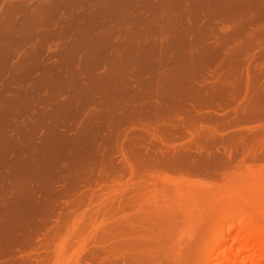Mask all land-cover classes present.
<instances>
[{
  "label": "rangeland",
  "instance_id": "rangeland-1",
  "mask_svg": "<svg viewBox=\"0 0 264 264\" xmlns=\"http://www.w3.org/2000/svg\"><path fill=\"white\" fill-rule=\"evenodd\" d=\"M16 1H19V0H16ZM238 1L237 0H193V1L192 0H158V1L154 2L153 0H85L86 3L84 2V8L86 10L90 9V13H91V15H89L90 13H87V11H85L87 13L86 17H88V19H86V20H89L86 23V25L87 26L91 25L94 28L97 27L96 28L97 31L95 29V32L93 35H91L89 33L88 37L86 39H79L75 35V32H71V31H74V26H73L74 24L72 23L71 20H68L67 22H62V20H63L62 18H61L62 19L61 21L57 20V24H64V27H60L61 25H59L61 30H60V28H58V30L56 29L58 32L50 29L52 26H54L56 24L55 21L53 23V20H56V18L54 17V13H55L54 8L58 7L57 4L55 5V1H52V2H54L52 5H55V6L52 7L50 5V7H46V9L49 8L50 10L49 9H48L49 11L47 10L48 11V13L46 12L47 14L45 12H44V14H42V16L44 15L45 17L43 16L44 18L43 17L41 18L42 21L40 20L39 24L36 23L37 27H38L37 28L38 31L34 33V36L32 35V37H29L28 38L29 40L28 39L27 40L20 39V38H18V35L21 33L22 28L32 27V26L34 27V25H35L34 23L39 19V17H38L39 14L35 15V17H38L37 20H35L36 19L35 18V19H32V21H28V22L26 21V23L24 25H22L23 24V23H21L22 20H24L25 18L26 19L30 18L28 16L30 14H32L33 8H31V7L33 6V4L35 6V7L33 6L34 8H36V5H38V4L35 3V0H32L33 4H31L30 10L27 9L29 7H26V9H21V7L19 6L20 9H17V11H15L16 13H15L14 17L17 18L19 14H22V13H24V14L21 15V17H18L19 20L17 19L18 20L17 23H1L0 24L1 29H8L9 26L13 27V31L11 32V34H9L8 36L0 37V41H2V42L5 41L6 43L8 41H12L11 43H13L12 45H14L12 47L15 48V50L13 49L15 51L13 56L11 55V57H10L11 59H9L10 61L7 60L10 63V64H8L9 66L7 67V65H5L7 70L3 68L4 74H1V72H0V108L2 107L1 108L2 111L4 110V112H6L5 109H3V105L7 103V101H6L7 97L5 95L9 94L8 95L9 101H12V98H13V97H11L12 95L14 97H17L20 101L18 99H16V100L13 99L14 104L17 103V102L15 103V101H18V102H20L21 105H23V107L24 106L25 107L23 109V107L20 106L19 104H18L19 105L18 107L17 106L15 107L12 102L7 103V104L12 103L10 105L11 107L8 108V109L11 108L12 110L11 109H10V111H8L7 109L6 110L9 113H12L14 110V113L12 115H10L9 118L11 117L10 119H12V116H14L13 117L14 120L13 119L12 120H13V122L15 121V123L18 120H20V121L22 120L21 123L24 121L27 122V123L24 122L25 124L22 123L24 125L23 126L22 124L20 125V122L18 121V124L15 125L16 127L18 125L20 126V128L25 127V125L26 124L28 125V122H29V123H31L30 126L32 125L31 127H33V124H34L36 126L35 128H38V130H40V129L41 130L39 132L38 130L36 131L35 128H34V130L32 128H28L30 126L26 125L25 128H27L29 130V131L24 130V132H26V135H28L27 138L29 136L32 138L36 134V137L32 138L33 143H32V145L30 144L31 147L29 145V148H27V146H28L27 144L31 142L30 141L31 138L30 139L28 138L29 141L26 144V140L24 139L25 141H23V136L24 137L26 136L25 133L22 132L23 130L21 131L19 127H17V129H19L18 131H17L16 127L13 128L12 127L13 122H11L12 120L10 121L9 119L6 118V117H8V114L6 113L7 115L5 114L3 116L4 113L0 109V113L2 112L1 113L2 116L0 115V174L1 173L5 174V175L4 174L0 175V178L2 179L0 181V195L4 194L5 192L8 193V195L4 194V196L6 195V197H4L3 195H2L3 197L0 196V200L2 202L4 201L3 202L4 205H6V202L9 203L12 200L11 199L13 197L12 194L13 195L17 194V192L13 191V189H12V191L15 192V194L12 193V191H11V193H9L11 188H7L8 183H10L9 185L11 187L13 185L12 181L13 180L15 181V178L10 177V176H14V175L9 173L10 171H11V173L12 172L14 173V171L9 170V169L13 168L12 166H14L13 169L17 168V171L21 170V172L24 174L23 168H26V166L24 167L23 164L28 165L30 163L31 164L30 167H32V165H33L35 171H36V168L40 166L39 163H38L39 166L36 165V162H38V161L40 162V159H39L41 157L40 151L42 150L43 147L39 146V145H40L41 140H44V138H45V136H44L45 133L43 134V132L46 131V136L51 131H52L51 135H53L55 133L54 134L55 136L61 135L60 133L68 134L70 132V131L68 132L69 129L68 130L63 129L65 122L63 123L62 121L64 120L67 122V125L69 123V125L67 127L72 129V131L70 133L72 135H77L76 133L80 132V131H78L80 126L84 127L83 130H85L86 126H83V123L86 124V122H87L86 125L88 127V122H97L100 125L101 121H103L104 122L102 124V126H103L105 123H107L106 121L110 118L111 115H112V117L115 116L114 119H118V118L120 119V117H122L121 119H124L126 117H129L127 114H123L125 110H127V111L129 110L127 108L128 107L127 104H129V101H130V99H128V97L132 96V94H133L134 97L133 96L131 97L132 101L133 102L136 101V102L132 103V101H131L130 103H132V106H134L133 104L138 103V104H136L137 107L140 104V102L143 103L144 98H145V100H148V98L151 97V96H149V97L146 96V97H148L147 99H146V97H144L143 99L141 97L137 98V96H136L137 92L132 93V92L127 91V89H128V88H126L127 86L128 87L130 86L131 91H136V90L131 89V87L132 86H133V88L136 87L135 84L139 80V77L141 76L140 78H142L145 75L144 74L145 72H143V74H140L139 71H141V72L142 71H146V72L151 71V73H153V74H151V75L149 74L147 76L148 73H146V75H145L146 77L144 76L145 77L144 79L149 77L152 80V78L154 77L155 74L156 75L159 74L158 72L164 71L166 74L167 72L168 73L170 71L172 72L174 70V68H176V69L181 68L185 71L187 70V68L190 69L189 64H188V66H186V64L184 62V60L187 61V58H186L185 53H183V50L192 41H197V42L199 41L198 43H201V42H204V40L206 38L208 39L209 37H210L209 39H211V40H216V39L217 40L218 39L224 40L225 38H226L225 40L230 39L229 37L232 35V33H230V36L228 35L229 33H226V34L221 33V35L218 34L216 36L212 33V35L214 37H212V35L210 33H211L212 29L214 28L213 26L215 24L220 23V22H218L220 20V18L223 19V20L221 19L220 24H223L225 22H230L232 20L231 14L233 12L230 14L231 10L232 11L236 10V9L240 10V9H244V8L248 7L249 5L250 6L252 5L248 0H238ZM263 1L264 0L260 1L262 4H260L261 7L259 5V8L264 7V6L262 7V5H264ZM14 2L15 1H13V0H0V19L3 15V13L6 10H8L7 9L8 4L10 6V4L14 3ZM37 2H39V0H37ZM74 4L75 3L73 2L72 5H74ZM72 5H69L70 7L67 6L68 9H66V8H64V9L69 11V9L73 8V7L74 8L77 7L76 9L83 8V6H78V5L76 6V4L74 6H72ZM248 8H250V7H248ZM64 9H62L61 11H65ZM34 10H36V14L38 12H41L38 8L34 9ZM93 12H95L97 15L99 14L98 20H94V15H96V14L94 13V15H93ZM52 13H53V16L51 15ZM92 15H93V17H92L93 19L90 18ZM49 16H52L55 19L51 18ZM220 16H222V17H220ZM49 19L52 21L51 24L46 23L47 20L50 21ZM90 20H91V22H90ZM92 21H94V22L97 21V22H95V24L94 23L91 24ZM48 23H50V22H48ZM98 25H100L99 28H98ZM187 25H189V26L191 25L193 27V29H196L198 31V34L193 35L190 33V31L187 32V34H186ZM64 28H65V30H63ZM203 28L205 29V31H203ZM209 30H211L210 33L208 32ZM64 31H66L67 33L62 35L64 33ZM47 32H48V34H50L49 36H47ZM60 32H62V34ZM206 32H208V34H206ZM219 35L221 36V39L219 38ZM201 40H203V41H201ZM261 41L264 43V36L261 38ZM18 42L19 43L21 42L22 44H19V46H18ZM25 42H26V44H25ZM75 42L76 43L77 42H80V43L83 42L86 52L81 54V56L79 55V57H77L78 60H75L74 56L76 54L74 55V53L72 52L74 56H72L71 54L69 56H70L73 63L72 62L67 63V65L65 64V66H63L64 64H62V62L64 61L65 58H67L63 54V51H65L66 49L64 50L63 48L65 47V48L69 49L68 47H71V44H73V43L75 44ZM30 43L32 45L34 44L33 45L34 47L32 46L33 48H36L35 44H37V47L38 46L40 47V51H42V52H40L38 50L39 53H41L40 54L41 57H39V55H38V58H40V60L43 59V61H44V62L41 61L40 67L38 66L37 68H35V69H37V70H35L36 72L32 71V70H31L32 72L30 71L32 73V74L30 73L32 76L25 74L28 71V69L26 68L27 63H25L27 61L26 58H28L27 54H29L30 50L33 49L31 47ZM39 43H41V44H39ZM23 44H25V45H23ZM15 45H17L18 47ZM79 45H81V44H79ZM75 47L81 48L82 45H81V47H79L78 44H75L74 48ZM58 51L60 52V54H58L59 53ZM19 52H20V54H19ZM25 56H26V58H25ZM76 56H78V55H76ZM5 64H7L6 61H5ZM60 64H62V65H60ZM71 64H73V65H71ZM69 65H71L72 67ZM61 66H63L64 68ZM15 67H17V71L14 70ZM53 67H55V68H53ZM20 68H23V69H20ZM60 68L61 69L63 68V69L61 70ZM19 69H20V71H19ZM5 70H6V72H5ZM59 70H60V72H59ZM18 71H19V73L17 74ZM22 71H24V72H22ZM135 71L139 74H137ZM84 72L86 75L84 74ZM128 72H129V75L132 74L133 77L129 76V75L127 76ZM174 72L176 73L178 71H174ZM46 73L51 74V75L53 74L52 76H54L56 78H53L54 79L53 83L51 80V83L49 84V82H50L49 81L47 85L44 84V82H47L48 80L47 81L45 80L44 82L42 81V84H43L42 85L41 84L42 76L44 77V79L48 78L45 75ZM122 73H124V74L126 73V74L124 76H122ZM135 73L137 75H139V77ZM168 73H167V75H168ZM28 74H29V71H28ZM165 74L160 73L159 76H161V75L164 76ZM24 75H26V76L24 77ZM51 75H48L49 76L48 79L51 78ZM125 76H126V81H125V79L122 80L120 78V77L125 78ZM263 76H264V73L261 76V78H263ZM131 77H132V81H131ZM203 77L202 76L200 77L201 81L203 79L205 81L206 77H204V78ZM57 78H61V79L65 78V80L68 78V80H67L68 83L64 82V84L65 83L68 84V88L62 89L61 87H58L55 83L56 82L55 80ZM69 78H71L72 81H70ZM149 78H148V80H146L149 83L146 81L143 82L144 79L142 78V80H143L142 84L143 83L144 84L146 83L147 85L150 84L151 81L149 80ZM261 78L259 81L261 83H263L264 81H262V80H264V78L262 80H261ZM135 79L137 80L135 82V84L134 85L131 84L132 82L135 81ZM62 82L60 80V83H62ZM125 82H127L128 84ZM260 82L258 83V85L260 87H259V89L257 88L258 93L264 94V87H263L264 83L260 84ZM54 83L57 87L54 85ZM139 83L141 84V79H140ZM152 83H153V81H152ZM66 84H65V86H66ZM122 84H124L125 86ZM126 84H127V86H126ZM44 86L46 88L43 89ZM59 86H61V85H59ZM62 87H63V85H62ZM123 87L126 88L125 92L127 91L128 93L127 92L126 93L129 95H127L124 92ZM57 88H58V90H57ZM120 88L123 90H121ZM117 89H120V90H118L119 93H120V91H123L125 94L123 95V92H121L122 94H119L117 92ZM5 92L7 94H4ZM52 93H54V94H52ZM29 94H30V96H29ZM252 95L248 94V96H251V98H252ZM126 96H127V99H126ZM3 97H6V98L4 99ZM44 97H46L47 99ZM151 98H153V96ZM127 100H128V103L125 102L126 105L121 103V102L124 103V101H127ZM149 100H151V99L149 98ZM21 101H22V103H21ZM23 102H24V104H23ZM98 102H102V106H103V104L106 106V107L101 106L105 110L104 111L102 109L104 114H105V112L108 113V111H110L112 114H110V116L107 114V117H104L105 115L102 116L101 114H103V113L99 110V108L101 109V107H100L101 104ZM84 103H86V104L91 103L90 107L93 106L94 103L99 104V105H97V107H99L98 109H96L97 108L96 104L93 106L96 109V110L94 109L93 113L95 115L100 116V118H101L100 121L98 120V116L96 119L95 115H92L93 113L92 114L90 113V112H92L91 110H93V107H91V110H90V107L89 108L87 107L88 105L85 106V107H87L85 109H87L86 111H88V113L85 111V109H82V110L79 109L81 106H82V108H84V106H83ZM110 103H112V106H111L112 108H110V105H108ZM120 103L123 106L124 105L127 106L126 107L127 109H123L125 106L124 107L121 106ZM115 104H116V106H115ZM242 104L243 103H240L241 107H244ZM29 105H31V106H29ZM64 105H67V106L69 105V107H71V109L73 107H77V108H75V110H72V111H74V113L76 111L77 114H80L77 111V109H79L81 112L84 111V115H83V113H81L83 115V117L82 118L80 117L79 123H77L78 122L77 120L79 117L77 115H76V117H74V115H75L74 113H72V114H74L73 116L71 113H69V111H71V110L68 111V115L66 113L64 114V112H66L68 109V107L66 108V106H65V109L63 111L62 108L64 107ZM117 105H119V106H117ZM136 105L134 106L135 108H136ZM143 105L145 106V104H143ZM240 105H239L238 110L240 109ZM26 106L27 107L29 106L30 109H29V107L26 109ZM113 106H115L116 109L115 108L113 109ZM4 107L6 108V107H8V105L4 106ZM117 107H119V108L122 107V108L118 109ZM28 109H29V111H28ZM132 109H134V108L132 107ZM242 109L243 108H241V111H238V112H242V111L244 112V109L243 110ZM98 110L101 112V114ZM106 110H108V111H106ZM122 110H124V111H122ZM51 111H53V113ZM115 111H118V113ZM127 111H125V112H127ZM228 111L233 115V117L236 114L235 111H233V113H232L231 109L224 110V111H222L221 115L217 116V120L215 122H213L214 124H212V125L214 126L216 123L218 125H220L221 124L220 122H222L223 127H222V124H221V127L218 126L217 124L216 125L219 127V129H220L219 131L222 132V134H223V132L225 134H227V136H225L223 134V136L227 137V139H229L230 136L233 134H237V135L241 136V139H240L241 141H239L240 144L239 143H236V144L237 145L242 144L244 146L243 147L241 146V148H240L237 145H234L235 149H233L234 148L233 147L232 148L233 150H231V153H234V154L232 155V157L230 159L227 158V153L223 152V153H225V155L222 153L221 155H223V157L222 156L220 157L223 160L218 161L217 164L215 162L213 164V166L210 165L209 167L205 166V167H201V169L198 168V169H193V170H190L192 168H190V169H188V168L184 169L183 168L182 169L181 167L180 168L177 167L178 170L180 169L179 171H177L176 166H175V169H173V167H171L172 169L169 168L170 170L168 168H167V170L162 169V167L161 168L158 167L159 170H157L158 169L157 167H156L157 168L156 170H155V168H151V169L149 168L146 170L139 171V173L134 175V178H132L133 175H131L129 173V170L126 169L127 172L126 173L124 172L123 179H121L122 176H118V178L115 179L116 183L114 180H109V182L108 181L102 182V184L100 186L101 187L103 186V189L101 187L95 188L96 193L93 195V198H95L93 204L88 207L87 204L89 203V201L87 200V202H85V204L81 208H79L80 210L78 209L74 213V215H73V213H71L72 219H71L70 227L63 229L64 230L63 232L64 233L66 232L67 234L65 233V235H64V233H61L59 236H62V237L61 238L59 237V239L57 238L58 240L55 239V242L53 241L51 243L49 249H50V253L53 255L52 256L53 257V264L55 262H56L55 264H74L75 260L77 259L78 256L80 258L83 257L82 258V260H83L85 258L84 255L87 254L88 251H91L92 248H93V250H97V248H100L102 246L101 245L102 243L98 239H97V241L93 240L92 236L95 232H98V231L100 232V231L104 230L105 228L106 229L109 228L106 231L114 230L116 227H119V228H116L117 230H121L120 227L125 229V230L129 229L128 231H130V230L134 231L135 230V232H133V233H135V235L133 234L134 238H132V241L133 240L134 241H133L132 245H131V243L130 244L126 243L127 246L131 249L126 247V244H125V246L123 245L125 242H123V243L121 242V244L117 242L120 246H118L117 243H112V242L107 243L106 245H108L109 247L111 245L112 246L115 245L120 250H119V252L116 250L113 251V252H115V254H113V253L112 254L115 256L108 255L107 252H106L107 254L103 253L97 259V261H96L97 264H101V261H103V259H105L104 264H208L207 262H209V260H211V259H209V257H211L210 252L213 253L214 248L216 249L218 246H221V245L226 246V245H229L231 242H233V238L237 234V230H238L237 226L238 225L239 226L242 225V228H243L249 224L252 227L251 229L249 228L252 232H253L252 229H254L255 227L257 229L259 228L258 230L256 228L255 229L257 231H261L260 235H263V232H264V228H263L264 227V225H263L264 224L263 223L264 222V158L262 155L264 153H262V152H264V149H263V147H264V116L262 115L259 118L249 119L250 121L249 120L248 121L243 120L240 122V124H238L240 113L236 114L238 116L237 117L235 116L233 118L232 115ZM19 112H20V114H19ZM45 112L50 114L52 117L50 116L51 117L50 118L48 116V114H47V116H48L47 118H46V116L43 117V115H46ZM225 112H226V114L228 112L230 115L229 114L226 115ZM41 113L43 115L40 118ZM128 113H129V111H128ZM65 115L68 116L69 120H71V121L75 118L77 120H73V122H71V124H70V122L67 121L68 119L65 120V118H66ZM70 115L72 116L71 117L72 119L70 118ZM124 115H127V116L124 117ZM201 115L207 116L208 112H203V114H201ZM245 115H246V113H245ZM17 116H19V117H17ZM38 116H39V118H38ZM225 116L229 120L225 119L226 118ZM220 117H222L224 119L223 121H226L225 125H224V122L221 121L222 118L220 119ZM44 118H46V119H44ZM48 118H49V120H48ZM52 118H54L55 120L58 119V121L62 120L61 122L64 125L61 123L62 125L60 124L61 125V127H60V125H57V123L59 124L60 122L55 121ZM60 118H63V119H60ZM92 118H93V121H92ZM102 118H103V120H102ZM218 118H219V120H218ZM230 118H232V119L237 118L236 119L237 122H236V120L234 122L232 120V122L231 123L229 122V124H228V121L231 120ZM242 118H243V115H242ZM40 119H42V120H40ZM84 119L85 120L87 119L86 122L84 121ZM112 119L113 118H111L110 120H112ZM255 119L256 120L258 119V121H256ZM46 120H48V121H46ZM53 121L56 122L55 123L56 125H54ZM75 121H77V122H75ZM108 122H109V120H108ZM37 123H38V126L36 125ZM72 123H74V125L77 127H75ZM97 123H95V124L97 125ZM203 123H204L206 130H208L207 128H209V126H208L209 123L206 122V123H208V124H206L205 121H203ZM231 124H233V126ZM71 125H73V126H71ZM128 125H126V126H128ZM212 125H210V127ZM89 126H91V125L89 124ZM204 126L201 128L197 127V128H199L198 130H196V128L193 129V133L195 131L194 134L199 135V131L201 130L202 133H200L201 136L200 135L199 136L202 137L203 139H206L207 137L205 138L204 137L205 135L203 133V131L205 132ZM225 126H227V130H224L226 128ZM231 126L233 128H231ZM221 128H223V129H221ZM21 129H24V128H21ZM80 129H81V127H80ZM89 129H87V130H89ZM202 129H204V130L202 131ZM236 129H237V132H236ZM63 130H64V132H62ZM75 130H77V131H75ZM83 130L81 129L82 132H83ZM140 130L134 129L135 133L137 132L136 135H141V134L145 135L144 132H142V130L141 131ZM234 130H235V132H233ZM241 130H245V132H247L249 135L245 134ZM256 130L259 131L260 133H262L261 134L262 137L258 136L259 138L255 139L257 142L256 141L254 142L253 141L254 138L252 140L251 137H253V136H251V135L255 134L256 132L254 133V131H256ZM31 131L32 132L36 131L33 134V136L31 135L32 134ZM47 131H49L48 134H47ZM59 131H60V133H59ZM231 131L233 132L232 134L229 133ZM250 131L253 133L250 134ZM82 132H80L81 136H83V134H85L84 132H86V130L83 133ZM241 132H243V133L241 134ZM259 132H257V133H259ZM37 133L40 135H38ZM130 133H132V132L130 131ZM185 134H189V133H185ZM130 135L133 136L134 133L128 134V136H130ZM198 135H195V136H198ZM37 136H38V138H37ZM42 136H44V138ZM49 136H50V134L47 137H49ZM146 137H147V140L150 138V136H148V135H146ZM184 137H185V135L182 138H184ZM243 137L247 138V141H246L247 144L250 143L251 146L253 145L252 148H254L253 150H255V151L251 150V151H253V155H250L252 152L249 151L250 149L248 150L247 148H251V147H249L246 143L244 144V141L246 139H244ZM40 138H42V139H40ZM182 138L180 137V139L178 138V140L175 139L177 141H175L173 139L172 140L173 142H171L172 143L171 145L174 147L180 146V148H181L183 145L185 146L187 141H189L188 139H191V136L189 134V135H186V137L184 139H182ZM250 138L253 142H250L251 140L248 141V139H250ZM149 140L146 142L150 143ZM23 142L26 145H23L24 144ZM42 143H43V141H42ZM142 143H144V142H142ZM252 143H255V144H252ZM256 143H257V145H256ZM217 144L219 145V143H217ZM217 144L215 145L216 147L218 146ZM37 145L39 147H41L39 153L37 151V150H39V149H37L38 147L35 148ZM245 145H247V148H245ZM23 146H25V150H24ZM215 146L213 147V150L216 151ZM236 146L241 150L239 151ZM157 147H159V146L157 145ZM180 148L177 149L178 152L182 150V148L181 149ZM243 148H245V149H243ZM183 149H185V147H183ZM219 149L221 150V148H219ZM246 150H248L247 154H246ZM31 151H32V153H29V154L32 157L31 156H29V157H31L32 162H29L30 158L26 161L25 158L27 159L28 157H26L25 155L28 156L29 155L28 152H31ZM173 151H174L173 149L171 150V153L169 151L170 156L174 155L175 152H173ZM193 151H195V150H193ZM241 152H244V154ZM249 152H251V153H249ZM260 153L262 155H260ZM23 154L25 157L23 156ZM195 154L197 155L198 153H195ZM202 154L199 153L197 155V158H199L198 157L199 155H200V157L203 156ZM37 155L39 156L38 158L36 157ZM258 155H260V157ZM174 156H172V157H174ZM256 156L259 158H257ZM224 157H226V158L224 159ZM261 157L263 158V160ZM36 158L38 160H36ZM223 161H224V164H222ZM122 163H121V165H124V163L123 164ZM21 166H23V168ZM33 167L30 169L27 167V170H25V171H28V169H29V170H32L31 173H33V171H34ZM149 170H151V171L149 172ZM197 170H199V171H197ZM205 171H206V174H204ZM21 172H17L18 175H20ZM36 172H38V171H36ZM147 172H148V174H147ZM7 173H9V175H8L9 177L6 176ZM140 173H143V175H141ZM171 173H172V175H171ZM23 174L20 175L22 178H23V176H22ZM1 176H3V177H1ZM27 176H29V175H27ZM24 177H26V176H24ZM22 178H20V179H22ZM3 179H5V181ZM155 179H156V181H155ZM110 181H112V182H110ZM11 183H12V185H11ZM1 185H2V187H1ZM108 185L112 186L113 188L110 187L108 189V191L110 192V195L104 199L103 193L106 191V186H108ZM129 185H131V186H129ZM139 185H141V186H139ZM148 186H149V188H148ZM167 187H169V188L167 189ZM1 188L2 189L5 188V190H4L5 192ZM104 188H105V190H104ZM140 188H141V190H140ZM110 189H111V191H110ZM14 190H15V188H14ZM152 190H153V192H152ZM173 191H175V192H173ZM149 192H150V194H149ZM9 194H11V195H9ZM122 194H123V196L118 198ZM125 194H127V195H125ZM147 194H148V196H147ZM260 194H261V196H260ZM167 195L168 196L171 195V198H170V196L167 197ZM8 197H10L8 199L9 202L7 199L5 202L4 199L8 198ZM172 197H173V199H172ZM260 197H261V200H260ZM2 198H4V199H2ZM122 198H123V200H122ZM129 198H131V199H129ZM116 199H118V200H116ZM225 199H226V201H225ZM126 200H128V201H126ZM158 200H162L163 202H160ZM122 201L123 202L125 201V203L122 204V206L124 205V207H126V208H124L123 213L121 211L122 214L119 212L116 215V213H114V212L118 211L117 208L119 207V204H121ZM127 202L130 203L129 206H127L128 205ZM221 203L223 204V206ZM108 204H110V205H108ZM125 204H126V206H125ZM106 205L108 206L107 210H109V209L111 211L113 210V215H112V212H111V214H109L112 218L109 215H107V217H109V218H107V221L104 222L103 215H101V217H100V213L101 214L103 213V209L101 210V207L103 208ZM149 205L152 206L151 210H149L150 209ZM218 205H221V206H218ZM122 206L119 208L120 210L123 208ZM248 206L250 207V209ZM155 207L156 208L158 207V209H156ZM221 207H223V208H221ZM152 208L156 214L153 213ZM162 209H164V212L167 213L164 215V212H163L162 215L164 217L161 215V213L163 211ZM128 210H129V212H128ZM89 211H90V213H89ZM98 211H99V213H98ZM156 211H160L159 213H160L161 217L158 216V218H160V219L156 218L157 215H159L158 212H156ZM85 212H87V213H85ZM148 212H149V214L150 213L153 214L152 217L154 216V214L156 217L154 216L152 219V217H150V215H151L150 214L149 215L150 219H149ZM191 212L193 214H191ZM140 213H141V215H140ZM144 213L146 216L144 215ZM236 213H238V214H236ZM85 214H87V215H85ZM177 214H179L180 216H177ZM84 215L86 216L85 218H84ZM143 215L145 216V218H144L145 220L148 218L147 224H146L145 220L143 222L141 219L144 217ZM127 217H129L130 219L129 218L127 219ZM175 217H176L177 221L174 220ZM232 217H234L235 220H232L233 219ZM259 217H260V219H259ZM123 218H125V220ZM139 218L141 219L142 223L140 221H138V220H140ZM154 218H156V219H154ZM228 218H232V219H230L228 221ZM226 219H227V221H224ZM252 219H254V221ZM123 220H124V222H122ZM158 220H160V221H158ZM82 221L83 222L85 221V222L82 223ZM86 221H88V222L86 223ZM150 221H151V223H150ZM230 221H233V223H231ZM248 221L249 222L253 221L252 223L256 226L253 227L254 225L252 226L251 222L248 223ZM93 222H95V223H93ZM169 222L170 223L174 222L175 225L173 224L171 226L169 224ZM222 222H224V224ZM226 222H229V223H226ZM85 223H86V225H88V223H89V225H88L89 227L84 226ZM90 223H91V225H90ZM140 224H142V225H140ZM145 224L147 226H145ZM154 224H156V225H154ZM150 225H152L153 227ZM233 225L234 226L237 225L236 227H234V229L237 228V230L236 231L234 230L229 236H227V238H223L224 237L223 235L228 231L230 226L233 227ZM249 225H248V227H250ZM167 226L169 228L170 227L171 228L167 229ZM78 227L81 230H78ZM86 227L88 228V230H86ZM138 227L139 228L141 227V228L139 229ZM142 227L145 230L148 229L150 232L148 230L147 231L149 233H152V235L149 234L148 232H147V234L144 233L146 231H144L142 229ZM153 228H158V230H153ZM123 229H122V231H123ZM138 229H139V231H138ZM83 230L84 231L86 230V231L84 232ZM141 230L144 231L143 232L144 234L142 233ZM128 231H125V232H128ZM136 231H138L137 234H136ZM153 232H154V234H153ZM239 233H240V231H239ZM239 233L237 235H239ZM78 235H79V237H78ZM242 235H244V234L242 233ZM88 236H89V238H88ZM92 240L96 244V246L94 245ZM121 240H123V239H121ZM88 241L89 242L91 241V243H89ZM124 241L129 242L126 239H124ZM98 242H100V243H98ZM139 242H140V244H138ZM65 244H67V245H65ZM143 244H144V246H143ZM108 246H106V248ZM137 246H139V247L137 248ZM110 248H111V250L115 249L114 247H113L114 249L112 247H110ZM257 248L254 249L255 252H256ZM86 249H88V251ZM89 249H91V250H89ZM262 250H264V246H263ZM258 251H259V253H258ZM260 251H261V249L258 248L257 253L255 254V252H254V254L258 257L261 255ZM108 252H109V250H108ZM117 252H118V254H117ZM261 253L263 254V252H261ZM82 254H83V256H82ZM250 254H253V253L251 252ZM262 258H263V260L261 261L262 262L261 264H264V257H262Z\"/></svg>",
  "mask_w": 264,
  "mask_h": 264
},
{
  "label": "bare ground",
  "instance_id": "bare-ground-1",
  "mask_svg": "<svg viewBox=\"0 0 264 264\" xmlns=\"http://www.w3.org/2000/svg\"><path fill=\"white\" fill-rule=\"evenodd\" d=\"M13 1H15V2L11 3L10 6L8 4V6H7L8 10H6L3 13V15L0 19V24L1 23H17L19 19H18V17L15 18L14 16L16 13L15 11H17V9H20L19 6L21 7V9H26V7H29L27 9L30 10L32 0H19V1L13 0ZM40 1H46L45 3H47V5L43 2H40ZM40 1L37 2V0H35V3L36 4L41 3L43 6L45 4V7L38 8V7H42V6L35 4L36 8H34L35 6L33 4V2H34L33 1L32 2L33 6H34V7L32 6L33 11H32V14H30L28 16L30 18H27V19L25 18L24 20H22L21 23H23L22 25H24L26 23V21L27 22L32 21V19H35V18H36L35 20H37L38 17H39V19L34 23L35 24L34 27L32 26V27L22 28L21 33L18 35V38L23 39V40H27L29 37H32V35L34 36V33L38 31L37 30V28H38L37 24L40 23L39 21L44 16V15L42 16V14H44V12L48 13V11L50 10L49 8H48L49 10L46 9V7H49L50 5L52 7H54L57 4L59 8L55 9V10H58V11L60 10L59 11L60 13L58 11H55V13L53 12L54 17L58 18L61 14L63 19H64V16L65 15L67 16L68 12H70V9H69V11L66 10V9H68L67 6L72 5L73 2L76 4V6L77 5L78 6H84V2H85V0H53V1H55V5H52L54 3V2H52V0H40ZM47 1H50V3L51 2L52 3L50 4ZM248 1L252 4L251 5L252 7L248 4L249 6L248 5L247 6L250 8L246 7L244 9H240V10L239 9H236L233 11L231 10L230 14L232 12L233 13L231 14L232 20L230 22L224 21L225 23L220 24L221 19H222V18H220V20L218 21L220 23L215 24L216 26L214 25L213 26L214 28L212 27L213 28L212 31L211 30L208 31L209 33L211 31L210 34L212 35V33H213L215 36L218 34L221 35V33H225V34L229 33L228 35L230 36V33H232V35H231L232 37L231 36L229 37L230 39L225 40L226 39L225 38L224 40H219V39L218 40L217 39L211 40V39H209L210 37L208 36L209 40L206 38L207 40L205 39L204 42H201V43H198L199 41L198 42L192 41L191 43H189L186 46V48L183 50V53H185L187 61L184 60V62L186 64V66H188V64H189L190 69L187 68V70L185 71L181 68H179V69L174 68V70L172 72L171 71L169 73L167 72L168 75H167V73L165 74L164 71L158 72L159 73V74L157 73L158 75H156V74L154 75V77H155V78L153 77L154 79L152 78V80H151V78L148 77L149 80L151 81L150 84H148V85L146 83L142 84V81H143L142 78L144 79L146 77L145 76L146 73H148L147 76L149 74L151 75L153 73H151V71H149L150 73L148 71L147 72L146 71H142V72L139 71L140 74H143V72H145L144 73L145 77L143 76L142 78H140L141 76L139 77V75H137L139 73H137L135 71L137 73V74L136 73L135 74L139 77V80L138 81L136 80L138 78L137 77L135 79V81L131 83L134 85L136 81L138 82V83L136 82V84H135L136 85V87H134L135 89L133 88L132 85H131L132 86L131 89L136 90V91H131L130 86L128 87L127 86L128 83L125 82V83H127L126 88L129 89V90L127 89V91L132 92V93L137 92L136 93L137 98L141 97L143 99L146 96H148V97L153 96V98L149 97L151 100H149L148 97H146V99L148 98V100H145V98H144L143 103L140 102L138 107L136 105L138 103L133 104L134 106L136 105V108L134 106H132V103L136 102V101H134V102L132 101L131 97L133 96V94H132V96L128 97V99H130L129 104H127L128 107L125 106L126 105L125 102L128 103V100L124 101V103L121 102L122 104H125L124 105L125 107H124L120 103L121 106L124 107L123 109H127V108L129 109L128 110L129 113L127 110H125L127 112L122 110V111H124L123 114H127L129 117H126L127 115H124V117H126L124 119H121L122 117H120V119L119 118L114 119L115 116H113V117H112V115L110 116V114H112L110 111L106 110V111H108V113L107 112H105V114L103 113L102 107L105 105L103 104V106H102V102H98L101 104L100 107L102 106L101 109L99 107H97V105H99V104L94 103V105L96 104V107H97L96 109L99 108V110L103 113V114H101V112L98 110L102 116L105 115L104 117H107V114L110 116L109 119L107 118L109 120V122L106 119L107 123H105L103 126H102V124L104 123L103 121H101V123H100L101 126L97 122H88V127L90 128L89 129L86 125L87 119L86 120L84 119L86 124L83 123V126H86L85 127L86 132H84L85 130H83L84 127L80 126L81 129L83 130V132L85 133V134H83V136H81L80 132H82V131H81L80 127L78 130V131H80L79 132L80 134L78 132L77 133L75 132L77 135H72L70 133L72 131V129L67 127L69 125V123L67 125L66 121L61 120L63 123L65 122L64 123L65 125H64L61 121H58V119L55 120L54 118H52L53 120L60 122L59 124L57 123V125H60L62 123L64 125L63 129L64 130L69 129L68 132L69 131L70 132L68 134H64V133H60V131H59V133L61 135L55 136L54 135L55 133L53 135H51L52 131L50 133H49V131H47V134L48 133L50 134L49 137H47L49 134L46 136V131L43 132V134L45 133L44 134L45 138L46 137L47 138L45 139L44 136H42L44 138V140H41L40 145H39V146L43 147L42 150L40 151L41 147H39L38 145L35 147V148L38 147L37 149H39V150H37V151H38V153L40 151V155H41V157L39 158L40 162L39 161L36 162V165H38V163L40 165V166L38 165L39 167L36 168V171H38V172L35 171L33 165H32V167L34 169L33 173H31L32 170H29L30 168H32V167H30L31 164L29 163V162H32L31 161L32 156L29 154V153H32V151L28 152V154H29L28 156L25 155L26 157H28L27 159L25 158L26 161L30 158V160L28 162L29 166L26 164H23V166L24 167L26 166V168H23V166H21L24 170V174L21 172V170L17 171V168L13 169L14 166H12V165L11 166L13 168H10V169L8 168L9 170L14 171L15 174L13 172L11 173V171L9 173L14 175V176H10V177L15 178V181L14 180L12 181L13 185L11 183V185H12L11 187L9 185L10 183H8L7 188H11V190L9 189L10 190L9 193H11V191L13 189V191L17 192V194L16 195L12 194L13 197L11 196L12 200L10 202L8 200L10 197L5 198V199L2 198L5 200V202H6V199L8 200L9 203L6 202V205H4V203H3L4 201L2 202L0 200V264H53V257H52L53 255L50 253L49 247L53 241L55 242V239L58 240L59 237L60 238L62 237L59 235L61 233H64L63 229L70 227L71 219H72L71 213H73V215H74V213L79 208H81L85 204V202H87V200L89 201L87 206L89 207L90 205H92L94 202V199H95V198H93V195L96 193L95 188L101 187L100 185L102 184V182H107V181L109 182V180H114L116 183L115 179L118 178V176H122L121 179H123L124 172L126 173L127 170H129V173L131 175H133L132 178H134V175L139 173V171L146 170L149 168L150 169L155 168V170H156L158 167L159 168L162 167V169L167 170V168L169 169L171 167H173V169H175V166H176V169H177V167L178 168L181 167L182 169L183 168L184 169L192 168L190 170H193V169H198V168L201 169V167H205V166L206 167H209L210 165L213 166V164L215 162L217 164L218 161L223 160L220 158L221 156L223 157V155H221L223 152L227 153V158L230 159L232 157V155L234 153H231V150L235 149L234 145H237L236 143H239V141H241L240 140L241 136H239L237 134H233L230 136L229 139H227V137H224L223 134L225 136H227V134H225L224 132L222 134V132L219 131L220 129L218 127V126L221 127L222 122H220L221 123L220 125H218L216 123L218 126L216 124L214 126L212 125V124H214L213 122H215L217 120V116L221 115L222 111L227 110V109H231L232 113H233V111H235L236 114L240 113L239 116L241 118L239 117L238 124H240V122L243 120L248 121L249 119L259 118L262 115L264 116V94L258 93V89L260 87L258 85V83L260 82L259 80L264 73L263 72L264 71V43L261 41V38L264 36V7H263L264 5H262L263 8H259V5L262 4L260 1H262V0H248ZM48 4H50V5H48ZM74 5H72V6H74ZM260 7H261V5H260ZM37 8L41 12H38L36 14V10H34V9H37ZM64 8H66V9H64ZM62 9H64L67 14L64 13V15H63L62 14L63 11H61ZM75 9H74V7L72 9L73 14H75V15H74V18L71 19L72 23L74 24L73 25L74 31H71V32H75V35L79 39H86L88 37L89 33L91 35L94 34L95 29L97 28L96 27L97 25L95 26L96 28H94L91 25L87 26L86 23L89 20H86V19H88V17H86L87 13L85 12V10L84 9H81V10L76 9L75 10ZM53 13L51 14L52 16H53ZM70 13H69V15H71ZM94 13L95 12H93V15H94ZM55 14H57V15L59 14V16H57V15L55 16ZM35 15H38V17H35ZM89 15H91V13ZM93 15L90 17L91 19H93L92 18ZM98 15L97 14L94 15V20H98V17H99ZM52 16H49V17L54 18ZM220 17H222V16H220ZM54 21L57 23V19L53 20V23H54ZM64 21H65V19H64ZM48 22L51 23V20L46 21L47 24H48ZM66 22H67V20H66ZM90 22H91V20H90ZM95 22H97V21H95ZM95 22L92 21L91 24H93V23L95 24ZM99 26L100 25H98V28H99ZM58 28H60V27H58ZM58 28H56V29L58 30ZM60 30H61V28H60ZM63 30H65V28ZM12 31H13L12 26H9L8 29H1L0 28V37L8 36L9 34H11ZM96 31H97V29H96ZM189 31L193 35L198 34V31L196 29H193V27L191 25L190 26L187 25L186 34ZM203 31H205L204 28H203ZM208 32H206V34H208ZM60 33L62 34V32H60ZM65 33H67V32L64 31V33L62 35H64ZM49 35L50 34H48V32H47V36H49ZM220 35H219V38L221 39ZM212 37H214V36L212 35ZM201 41H203V40H201ZM11 42L12 41H8L6 43L5 41L4 42L0 41V72H1V74H4V69H6L5 65H7V67L9 66L8 64H10V63L8 61H10L9 59H11L10 58L11 55L13 56V54L15 52L14 51L15 48L12 47L14 45H12L13 43H11ZM19 44H22V43L18 42V46H19ZM25 44H26V42H25ZM25 44H23V45H25ZM39 44H41V43H39ZM75 44H78L79 47H81V45H82V47L81 48H76V47L74 48ZM75 44L74 43L71 44V47H68L69 49H67L65 47L63 48L64 50L66 49L65 51H63V54L65 57H67L62 62V64H64L63 66H65V64L67 65V63L72 62V60L69 56L70 54L72 56H74L75 54L78 55V56H76V55L74 56L75 60H78L77 57H79V55L81 56V54L86 52L83 42L82 43H80V42L76 43L75 42ZM79 44H81V45H79ZM33 45L31 44V47ZM15 46H17V45H15ZM35 46H36V48H33L34 47L33 46L32 50L29 49L30 53L27 54L28 58H26V56H25L26 60L28 61V62L27 61L25 62V63H27L26 68L29 71V74H28V71H27V73H25L26 75H31L32 71L37 70L35 68H37L38 66L40 67L41 61L44 62L43 59L40 60V58H38V55H39V57H41V55H40L41 53H39L40 47L39 46L37 47V44H35ZM40 52H42V51H40ZM72 52L74 53V55ZM19 54H20V52H19ZM58 54H60V52ZM5 61L7 62V64H5ZM62 64H60V65H62ZM71 65H73V64H71ZM71 65H69V66H71ZM63 66H61V67H63ZM17 67H15L16 69L14 68V70L17 71ZM53 68H55V67H53ZM20 69H23V68H20ZM20 69H19V71H20ZM6 70H5V72H6ZM19 71L17 72V74L19 73ZM174 71H178V72L175 73ZM22 72H24V71H22ZM59 72H60V70H59ZM160 73H162V74L164 73L166 76L165 75L159 76ZM47 74L48 73H46L45 75L49 78L48 75H51V74H48V75ZM84 74H85V72H84ZM125 74L122 73V76H124ZM26 75H24V77ZM52 75H51L50 79H48L46 77H45L46 79H44V77L42 76V78H41L42 80L40 79L41 84H42V81L44 82L45 80L46 81L48 80L47 82H44V84H46V85L48 84L49 81H50L49 82V84H50L51 80L53 83V80H54L53 78H56V77H54ZM128 75H129V72H128L127 76ZM129 76H132V74H130ZM201 76L206 77L205 81L203 79L204 77L202 78L203 80L201 81V78H200ZM132 77H131V81H132ZM120 78L122 80L125 79V81H126V76H125V78L124 77L123 78L120 77ZM148 78L144 79L143 82L148 80ZM263 78H264V76H263ZM263 78H261V80ZM69 79H70V81H72L71 78H69ZM140 79H141V84L139 83ZM60 80H61V82L62 81L63 82L60 83ZM64 80H65V78L64 79L57 78L55 80L56 81L55 83L58 87H61L62 89L63 88L67 89L68 84H66V83H68V81H67L68 78L65 81ZM152 81H153V83H152ZM262 81H264V80H262ZM64 82H66L65 83L66 86H65ZM146 82H148V81H146ZM55 83H54V85H55ZM263 83L260 82V84H263ZM59 85H61V86H59ZM62 85H63V87H62ZM122 85H124V84H122ZM44 88H46V87L44 86L43 89ZM126 88H124V92H125ZM120 89H117V92ZM57 90H58V88H57ZM121 90H123V89H121ZM121 92H123V91H120V93L119 92L118 93L122 94ZM124 92H123V95L126 93V92L125 93ZM4 94H7V93L5 92ZM52 94H54V93H52ZM248 94L249 95L253 94L252 98H251V96H248ZM8 95H5L7 97V99H6L7 103L12 102L15 107L16 106L18 107L19 105L23 107V105H21L20 102H18V101H15V103L16 102L17 103L14 104L13 99L16 100V99H18L17 97H14L12 95L11 96V97H13L12 101H9ZM127 95H129V94H127ZM29 96H30V94H29ZM6 97H3V98L5 99ZM46 97H44V98H46ZM126 99H127V96H126ZM131 101H132V103H130ZM7 103L3 105V109H5L6 112H4V110L2 111V109H1L2 107L0 109L4 113L3 116L7 113L8 117H6V118L11 121L14 116H12V119H10L11 117L9 118V116L14 113V110H13V112L11 111L12 113H9L8 111H10L11 108L10 109H8V108L11 107L10 105L12 103L11 104H7ZM21 103H22V101H21ZM240 103H243L242 105L244 107H241ZM23 104H24V102H23ZM143 104H145V106ZM7 105H8V107L5 108L4 106H7ZM90 105H91V103L90 104L84 103V105H83L84 108H82V106L80 108L79 107L78 108L80 110H82V109H85L87 107L89 108ZM108 105H110V108H112L111 107L112 103H110ZM239 105H240V109L238 110ZM29 106H31V105H29ZM65 106H66V108L68 107L67 111L65 110L66 112H64V114L66 113L67 115H68L69 110H71V111H69V113L72 114V113H74V111H72V110H75V108H77V107H73L71 109V107H69V105L68 106L64 105V107L62 108L63 111L65 109ZM85 106H87V107H85ZM93 106H91V107H93ZM115 106H116V104H115ZM115 106H113V109L114 108L116 109ZM117 106H119V105H117ZM24 107H23V109H24ZM28 107L26 106V109ZM91 107H90V110H91ZM132 107L134 109H132ZM117 108L121 109L122 107L121 108L117 107ZM241 108L244 109V112L246 111L245 112L246 115L243 111L238 112V111H241ZM29 109H30V107H29ZM29 109H28V111H29ZM79 109H77V111L80 114L83 113V115H84V111L81 112ZM94 109L95 108L93 107V110H91L92 112H90L91 114L93 113ZM86 110L87 109H85V111ZM51 112L53 113V111H51ZM86 112L88 113V111H86ZM115 112L118 113V111H115ZM203 112H208V115L207 116L201 115V114H203ZM228 112H227V114L225 112V114L228 115L230 113V112L229 113ZM1 113H0V115L2 116ZM19 114H20V112H19ZM45 114L46 115H43L41 113L40 118L42 115H43V117L46 116V118L48 116L49 117L51 116L50 114H48L46 112H45ZM47 114H48V116H47ZM74 114H72V116L74 115V117H76V115H77L79 118H78V120L76 118L73 120H77L78 122L77 121H75V122L79 123V121H80L79 119H80V117L82 118L83 115L77 114L76 111ZM236 114L234 115V117L238 116ZM92 115H95V114L93 113ZM242 115H243V118H242ZM72 116L70 115V118ZM97 116L98 115H95L96 119H97ZM17 117H19V116H17ZM65 117H64L65 120L68 119L67 121L70 122V124H71V122H73V120L72 121L69 120L68 116L65 115ZM232 117H233V115H232ZM38 118H39V116H38ZM46 118H44V119H46ZM111 118H113V119L110 120ZM221 118L222 117H220V119ZM60 119H63V118H60ZM100 119H101L100 116H98L99 121H100ZM225 119H227V117ZM230 119L231 120L228 121V124H229V122L231 123L232 120L234 122L237 118H235V119L230 118ZM13 120L11 122H13ZM40 120H42V119H40ZM48 120H49V118H48ZM48 120H46V121H48ZM102 120H103V118H102ZM202 120L205 121V123L206 122L209 123V124L206 123L209 126V128H207L208 130H206ZM218 120H219V118H218ZM223 120L224 119L222 118L221 121H223ZM227 120H229V119H227ZM18 121L20 122V125L22 123L26 122V121H24L21 123L22 120L21 121L18 120ZM18 121L16 123H15V121L13 122V125H12L13 128L16 127L15 125L18 124ZM55 121H53L54 125H56ZM92 121H93V118H92ZM256 121H258V119ZM223 122L225 125L226 121H223ZM236 122H237V120H236ZM74 123H72V124L74 125ZM95 123H97V125ZM30 124L31 123L28 122L29 126H30ZM89 124L91 126H89ZM26 125H25V127H26ZM36 125L38 126V123ZM61 125H60V127H61ZM73 125H71V126H73ZM126 125H128V126H126ZM210 125H212V126L210 127ZM231 125L233 126V124H231ZM31 126L28 128H32L34 130V128L36 127L34 124H33V127H31ZM203 126L205 128V132L203 131L204 129H202V131L205 135L204 137L205 138L207 137L208 139L207 138L203 139L202 137H200L201 136L200 133H202L201 130L199 131L200 136L198 134H194L195 131L193 133V129L196 128V130H198L199 128H201ZM232 126H231V128H233ZM17 127L20 128L19 125ZM17 127H16V129H17ZM25 127H21L24 129L20 128V130L21 131L23 130L22 132H24V130H28ZM75 127H77V126H75ZM197 127H199V128H197ZM222 127H223V124H222ZM225 127L226 128L224 130H227V126H225ZM35 129H36V131L38 130V128H35ZM87 129H89V130H87ZM134 129H139V130L141 129L145 135H143V134L136 135V133L138 131L136 130L137 132L135 133ZM221 129H223V128H221ZM18 130L19 129H17V131ZM40 130H38V131L40 132ZM64 130L62 132H64ZM36 131H33V132L31 131L32 132L31 135L33 136V134ZM75 131H77V130H75ZM130 131L132 133H134L133 136H131V135L128 136V134H132V133H130ZM241 131H243L245 134L249 135L247 132H245V130H241ZM233 132H235V130ZM233 132L231 131L229 133L232 134ZM236 132H237V129H236ZM243 132H241V134ZM257 132H259V131L256 130V131H254L255 134H252L253 132L250 131V134H252L251 136H253L251 138H252V140L254 138V140H253L254 142L256 141L255 139L259 138L258 136H261V134H262L260 132L259 133H257ZM24 133L26 135V132H24ZM185 133H189L191 136V139H188L189 141H187L185 146L183 145L181 147L182 150L178 152L177 149L180 148V146L174 147L171 145L172 144L171 142H173L172 141L173 139L178 140V138L180 139V137L182 138L184 135H185V137H186V135H189V134H185ZM38 135H40V134H38ZM146 135L150 136V138H149L150 140L148 139L150 141V143L146 142V141H148ZM195 135H198V136H195ZM27 136L28 135H26L25 137L23 136V141L26 140V144L29 141V139L31 138L29 136L28 137L29 139H28ZM34 137H36V134L32 138H34ZM32 138L30 140L31 142L27 144L28 145L27 148H29L30 144L32 145V143H33ZM37 138H38V136H37ZM184 138H182V139H184ZM251 138L248 139V141H250ZM40 139H42V138H40ZM244 139H246V140L245 141L243 139L242 140L244 141V144H245L247 141V138L245 137ZM177 140H175V141H177ZM252 140L250 142H253ZM42 141H43V143H42ZM142 142H144V143H142ZM217 143H219V145ZM26 144L24 143L23 145H26ZM216 144L218 145L217 147L215 146ZM239 144L237 146L240 148H241V146L242 147L244 146L242 144L241 145H239ZM252 144H255V143H252ZM31 145H30V147H31ZM157 145L159 147H157ZM247 145L251 148H247ZM247 145H245V148H247L248 150L250 149L249 151L254 149V148H252L253 145L251 146L250 143H248ZM256 145H257V143H256ZM214 146L216 147V151L213 150ZM23 147L25 150V146H23ZM183 147H185V149H183ZM171 148L174 150L173 152H175L174 153L175 156L172 155L174 157L170 156V154H169V151L171 153V150H172ZM219 148H221L222 151ZM245 148H243V149H245ZM263 149H264V147H263ZM193 150H195V151H193ZM238 150L240 151L241 149L238 148ZM248 150H246V154H247ZM253 151H255V150H253ZM253 151H251L252 153L249 152V153H251L250 155H253ZM244 152H241V153L244 154ZM195 153H198V154L203 153L202 154L203 156L200 157V155H199L198 156L199 158H197L198 154L196 155ZM225 153H223V154L225 155ZM262 153H264V152H262ZM38 155L36 156L37 158L39 157ZM260 155H262V154L260 153ZM260 155H258V156L260 157ZM23 156H24V154H23ZM29 156H31V157H29ZM262 156L264 158V154ZM259 157H257V158H259ZM37 158H36V160H38ZM225 158L226 157H224V159ZM263 158H262V160H263ZM224 161L222 164H224ZM122 162L124 163V165H121ZM27 167L29 169H28V171H25V170H27ZM159 168L157 170H159ZM15 170L17 172H21V174H23L22 175L23 178L20 176L21 174L18 175V173ZM179 170L177 169V171H179ZM150 171L151 170H149V172ZM197 171H199V170H197ZM9 173H7L6 176H8ZM3 174L1 173L0 175H3ZM140 174L143 175V173H140ZM147 174H148V172H147ZM204 174H206V171ZM27 175H29V176H27ZM171 175H172V173H171ZM24 176H26V177H24ZM1 177H3V176H1ZM20 178H22V179H20ZM1 180L2 179L0 178V181ZM3 180L5 181V179H3ZM155 181H156V179H155ZM110 182H112V181H110ZM2 185H1V187H2ZM131 185H129V186H131ZM139 186H141V185H139ZM110 187H112V186H110V185L106 186V191L103 193L104 199L110 195V192L108 191V189ZM169 187H167V189ZM14 188H15V190H14ZM101 188L103 189V186ZM148 188H149V186H148ZM2 190L4 191L5 188ZM104 190H105V188H104ZM140 190H141V188H140ZM13 191H12V193L15 194V192H13ZM110 191H111V189H110ZM152 192H153V190H152ZM173 192H175V191H173ZM4 194L8 195V193H6V192ZM4 194H2V195L4 196ZM149 194H150V192H149ZM2 195H0V196H2ZM9 195H11V194H9ZM125 195H127V194H125ZM121 196H123V194L120 195L118 198H120ZM147 196H148V194H147ZM169 196L171 198V195H169ZM169 196L167 195V197H169ZM260 196H261V194H260ZM4 197H6V195ZM129 199H131V198H129ZM172 199H173V197H172ZM116 200H118V199H116ZM122 200H123V198H122ZM260 200H261V197H260ZM126 201H128V200H126ZM158 201L163 202L162 200H158ZM225 201H226V199H225ZM122 202H121V204H119V207L117 208L118 211L114 210L115 211L114 213H116V215L119 212L121 213V211L123 213L124 208H126V207H124V205L122 206V204H124L125 201L123 203ZM127 204H128L127 206L130 205L129 202H127ZM108 205H110V204H108ZM120 205L123 207L122 208L123 210L119 209L121 207ZM125 206H126V204H125ZM218 206H221V205H218ZM222 206H223V204H222ZM151 207L152 206H150L149 210H151ZM221 208H223V207H221ZM102 209H103V213L102 214L100 213V217H101V215H103V218H104L103 220H104V222H106L107 218H109V217H107V215L111 214V212L113 215V210L112 211L110 209L107 210L108 209L107 205L103 208L101 207V210ZM156 209H158V207ZM164 209H162L163 211H162L161 215L163 214ZM249 209H250V207H249ZM152 210H153V208H152ZM90 211H89V213H90ZM87 212H85V213H87ZM128 212H129V210H128ZM156 212H158V214H159V215H157V217L155 216L156 213L153 210V213H155L154 216L156 218H158V216H160V213H159L160 211H156ZM192 212H191V214H193ZM98 213H99V211H98ZM238 213H236V214H238ZM150 214L148 212V217H149V215H150V217H152L153 214L152 213H150ZM165 214H167V213L164 212V215ZM85 215H87V214H85ZM85 215H84V218L86 217ZM140 215H141V213H140ZM144 215H145V213H144ZM145 216L143 218H141L142 216L140 217L143 222L145 220L144 219ZM177 216H180V215L177 214ZM150 217H149V219H150ZM153 217H152V219H153ZM128 218L129 217H127V219ZM156 218H154V219H156ZM232 218H228V221L230 219L235 220L234 217H232ZM123 219L125 220V218H123ZM141 219L140 220L137 219V220L142 223ZM147 219L145 220L146 224L148 222ZM158 219H160V218H158ZM259 219H260V217H259ZM124 220L122 222H124ZM174 220H176V217ZM252 220L254 221V219H252ZM158 221H160V220H158ZM224 221H227V219ZM253 221H250L252 226L254 225L252 223ZM84 222L82 221V223H84ZM87 222L88 221H86V223ZM230 222L233 223V221H230ZM250 222L248 221V223H250ZM86 223L84 226L89 225V223H88V225H86ZM93 223H95V222H93ZM150 223H151V221H150ZM222 223L224 224V222H222ZM226 223H229V222H226ZM146 224H145V226H147ZM169 224L172 226L174 224V222H171V223L169 222ZM90 225H91V223H90ZM140 225H142V224H140ZM154 225H156V224H154ZM248 225L246 227H243V228H242V225L241 226L236 225L238 230H237V228L234 229V227H236V226H234V225H233V227L230 226L228 231L223 235L224 236L223 238H227V236H229L234 230L235 231L237 230V234L240 231L241 234L240 233H239V235L236 234L233 238V242H231L229 245H226V246L221 245V246H218L216 249L214 248L213 253L210 252L211 257H209V259H211V260H209V262L210 261L211 262L210 263L207 262V263L208 264H261L262 263L261 261L263 260L262 257H264V250H262V248L264 246V232H263V235H260L261 231H257L259 228L257 229L255 227L256 225H254L253 227H255L257 229V230L255 228L252 229L253 232L255 233L254 234L250 230L252 228L251 225H249L250 227H248ZM150 226H152V225H150ZM116 228H119V227H116ZM116 228L115 229L113 228L114 230H111V231H106L109 228L108 229L105 228L104 230H102L100 232L99 231L95 232L92 236V239L96 240V241L98 239L102 243L101 244L102 246L100 248H97V250H93V248H92V250L89 249L91 251H88V249H86L88 252L86 251L87 254L84 255L85 258L82 260L83 257L80 258L78 256L77 259L75 260L74 264H97L96 263L97 259L103 253L107 252L108 255H113V254H115V252H113V251L116 250L119 252V250H120L119 248H117L115 245L112 246L110 244L111 245L110 247H112V248L116 247L117 248V249L113 248L114 250H111V248L108 245H106L109 242L110 243L111 242L112 243L118 242L120 244H121V242L122 243L125 242L123 244L124 246L126 243H129V244L131 243V245H132L133 241H134V240L132 241V238H134L133 236L135 235V233H133V232H135V230L134 231L130 230L131 231L130 232V231H128L129 229L125 230V229L120 227L121 230H117ZM158 228H153V230H158ZM168 228L169 227L167 226V229ZM122 229H123V231H122ZM139 229H138V231H139ZM142 229L144 231H146V232H144L141 230L142 233L144 232L147 234V232L149 231L148 229H147L148 231L145 230L143 227H142ZM78 230H81V229H79V227H78ZM86 230H88L87 227H86ZM124 230L128 231V232H125ZM138 231H136V234L138 233ZM65 233H64V235H65ZM242 233L244 235H242ZM149 234L152 235V233H149ZM153 234H154V232H153ZM78 237H79V235H78ZM88 238H89V236H88ZM121 239H123V240H121ZM124 239H126L129 242L124 241ZM93 240H92V242H93ZM100 242H98V243H100ZM89 243H91V241ZM138 244H140V242ZM65 245H67V244H65ZM94 245L96 246L95 243H94ZM106 246H108L110 249L108 247L106 248ZM118 246H120V245L118 244ZM143 246H144V244H143ZM126 247H128L127 244H126ZM138 247L139 246H137V248ZM257 247L259 249H261V251H260L261 255L258 257L255 255L257 253V250H258ZM255 248H257L256 252L254 250ZM107 249L109 250V252ZM129 249H131V248H129ZM118 252H117V254H118ZM251 252L253 254H250ZM254 252H255V254H254ZM261 252H263V254ZM258 253H259V251H258ZM82 256H83V254H82ZM113 256H115V255H113ZM104 263H105V259H103V261H101V264H104Z\"/></svg>",
  "mask_w": 264,
  "mask_h": 264
},
{
  "label": "flooded vegetation",
  "instance_id": "flooded-vegetation-1",
  "mask_svg": "<svg viewBox=\"0 0 264 264\" xmlns=\"http://www.w3.org/2000/svg\"><path fill=\"white\" fill-rule=\"evenodd\" d=\"M39 1H40V0H39ZM52 1H53V0H52ZM153 1L156 2V1H158V0H153ZM192 1H193V0H192ZM40 2L45 3L46 1H40ZM47 2L50 3V1H47ZM31 4H32V1H31ZM45 4L47 5V3H45ZM45 4H44V6H43L41 3H39L38 5H41L42 7H38V6H37V7H38V8H43V7H45ZM50 4H51V3H50ZM50 4H48V5H50ZM30 7H31V6H30ZM49 7H50V6H49ZM31 8H32V7H31ZM55 9H58V7L54 8V12H55V11H58V10H55ZM72 9H73V8H72ZM72 9L70 8V12H71V13L68 12V14H67L65 11L62 12L63 15H64V13L67 14V16L65 15L66 17L64 16V19H65V20L68 21V20H71V19L74 17L75 14H73V10H72ZM74 9H75V8H74ZM81 9H84L85 11H87V13H90V9H89V10H86V9L84 8V6H83V8H80V10H81ZM74 11H75V10H74ZM69 13H70L71 15H69ZM23 14H24V13L19 14L18 17H21V15H23ZM56 15H57V14H55V16H56ZM68 15H69V16H68ZM57 16H59V14H58ZM60 17L63 19V17H62L61 14H60V16H59L58 18H57V17H55V18H56L58 21H59V20L61 21V18H60ZM66 18H67V19H66ZM64 19L62 20V22H66V21H64ZM51 22H52V21H51ZM48 24H51V23H48ZM59 25H60V24L57 25V23H56L54 26H52L53 28L51 27L50 29H52V30L54 29L56 32H58V31L56 30V28H58ZM48 26H49V25H48ZM54 27H55V28H54ZM60 27H64V24H61Z\"/></svg>",
  "mask_w": 264,
  "mask_h": 264
}]
</instances>
